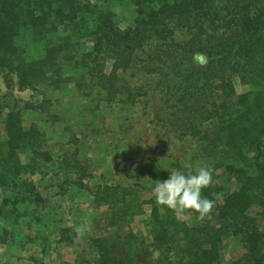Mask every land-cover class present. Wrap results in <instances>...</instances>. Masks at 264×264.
Here are the masks:
<instances>
[{
    "label": "trees",
    "instance_id": "16d2710c",
    "mask_svg": "<svg viewBox=\"0 0 264 264\" xmlns=\"http://www.w3.org/2000/svg\"><path fill=\"white\" fill-rule=\"evenodd\" d=\"M108 2L129 5L132 24L120 28ZM136 62L145 78L128 84L123 74ZM0 79L21 92L70 86L98 116H106L100 104L131 109L151 97V122L161 130L154 170L166 180L173 170L207 166L212 180L202 196L214 202L204 219L191 210L178 215L142 195L149 181L120 184L80 168L72 160L77 138L67 144L71 158L51 151L43 131L11 110L0 140V244L11 257L31 264H223L222 241L231 237L242 250L229 264H264V0H0ZM181 142L189 146L184 155L173 152ZM64 171L69 176L58 180ZM51 173L53 196L83 192L104 215L85 231L57 226L56 204L33 180ZM136 221L149 240L134 230ZM52 226V245L79 250L72 263L37 259L51 244L42 229Z\"/></svg>",
    "mask_w": 264,
    "mask_h": 264
},
{
    "label": "rangeland",
    "instance_id": "374dc122",
    "mask_svg": "<svg viewBox=\"0 0 264 264\" xmlns=\"http://www.w3.org/2000/svg\"><path fill=\"white\" fill-rule=\"evenodd\" d=\"M112 3L108 2L106 6L110 8L109 10L114 17L113 20L118 26L123 29L132 24L134 16L129 5ZM138 60H143V56H140ZM139 66L140 62H136L135 68L123 74L125 82L141 84L145 76L139 70ZM236 90L240 92L243 87L236 85ZM80 98L70 86L61 90L39 86L35 91L21 92L15 88L7 89L0 79V140L4 137L3 118L11 110H20L21 118L26 125L35 124L43 131L45 144L50 146L51 151L71 158L73 148H69L67 144L69 140V143H73L77 138L76 147L79 149V153L72 160L75 161L76 158L80 160V168L88 169L95 175H108L106 180L113 178L120 184L136 182L138 186H142L147 184L146 181H149V185L147 189L142 191V195L145 198L153 196L155 183L160 182V179L151 177V174L157 172L161 180H165V175L161 174L163 170H154L158 166V162L154 160L157 156L154 154V148H157L154 146V140H157V132L161 133V130L156 126L158 122H151L152 113L150 109L155 104L153 99L147 97L151 101L146 104V100L141 97L131 109H126L127 107L124 108L123 105L115 106L114 103L109 105L110 107L100 104L106 116H98V111L93 107L94 104L84 102ZM146 106L147 108H145ZM115 108H121V110ZM167 139V136L162 138L164 142L171 141V139ZM158 145V148L163 147V144ZM179 145L180 147L173 148V152L176 150L178 152L181 148L178 155H184L189 146L187 144L182 145V142ZM169 150L171 148L168 147L167 153ZM60 163V165L63 164V162ZM57 166L59 165H54L52 169ZM60 170L64 169L61 168ZM53 172L56 174L58 170ZM64 172L60 177H57L58 180L69 176L70 172ZM50 176H54V173L45 176L43 179L34 176L33 180L44 197L50 199L52 204H56L57 210L54 211L56 212L54 215L57 216V226L62 227L65 224L68 228L85 231L91 219L104 215L105 209L95 211L90 207L91 199L83 192L73 191L62 199L56 195L53 196L54 191L47 188L51 184L49 183ZM52 219L56 220L53 215ZM258 222L264 226V218ZM133 228L146 240H149L145 223L136 221ZM42 231L48 235L51 244L46 247L47 252L45 254H36L38 260L62 259L68 263L75 260L79 250L67 248L62 244L59 246L52 245L57 239L53 226L43 228ZM83 236L86 234L81 233V237ZM77 239L80 237L75 240ZM241 250L237 240L231 237L224 238L222 241V263H231L241 254ZM10 254V247L0 244V264H31L25 259L17 260Z\"/></svg>",
    "mask_w": 264,
    "mask_h": 264
},
{
    "label": "clouds",
    "instance_id": "9594fccd",
    "mask_svg": "<svg viewBox=\"0 0 264 264\" xmlns=\"http://www.w3.org/2000/svg\"><path fill=\"white\" fill-rule=\"evenodd\" d=\"M203 62V57L197 56ZM186 165V168H190ZM166 180L156 182L153 188L158 205L183 215L191 210L204 219L214 207V202L202 196V189L208 187L212 180L211 169L201 166L193 171L173 170Z\"/></svg>",
    "mask_w": 264,
    "mask_h": 264
}]
</instances>
